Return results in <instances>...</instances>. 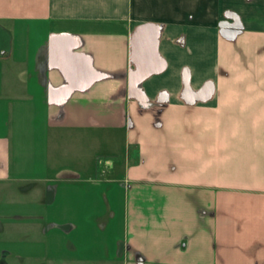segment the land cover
I'll use <instances>...</instances> for the list:
<instances>
[{"label":"crops","instance_id":"1","mask_svg":"<svg viewBox=\"0 0 264 264\" xmlns=\"http://www.w3.org/2000/svg\"><path fill=\"white\" fill-rule=\"evenodd\" d=\"M0 264H264V0H0Z\"/></svg>","mask_w":264,"mask_h":264},{"label":"rangeland","instance_id":"2","mask_svg":"<svg viewBox=\"0 0 264 264\" xmlns=\"http://www.w3.org/2000/svg\"><path fill=\"white\" fill-rule=\"evenodd\" d=\"M125 136L123 137V135L119 134V136L117 137V142L115 144V146L117 148H93V159L95 164L98 163L99 160H101V168L102 170L105 169V163L106 162H110V163H124L125 158L128 156V152H127V148H120V147H124L125 144ZM164 149V148H163ZM114 151V152H112ZM130 156H131V160L132 161H136L139 158V151L138 148H132L130 149ZM121 170V169H120Z\"/></svg>","mask_w":264,"mask_h":264}]
</instances>
